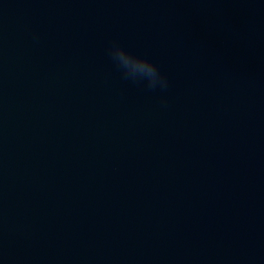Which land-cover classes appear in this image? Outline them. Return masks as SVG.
Wrapping results in <instances>:
<instances>
[{
  "label": "water",
  "instance_id": "95a60500",
  "mask_svg": "<svg viewBox=\"0 0 264 264\" xmlns=\"http://www.w3.org/2000/svg\"><path fill=\"white\" fill-rule=\"evenodd\" d=\"M0 264H264V0H0Z\"/></svg>",
  "mask_w": 264,
  "mask_h": 264
},
{
  "label": "clouds",
  "instance_id": "9594fccd",
  "mask_svg": "<svg viewBox=\"0 0 264 264\" xmlns=\"http://www.w3.org/2000/svg\"><path fill=\"white\" fill-rule=\"evenodd\" d=\"M33 38L38 39V36L34 35ZM108 54L115 63L134 73L148 90L164 91L169 87L167 77L152 60L135 56L115 42L110 47Z\"/></svg>",
  "mask_w": 264,
  "mask_h": 264
}]
</instances>
